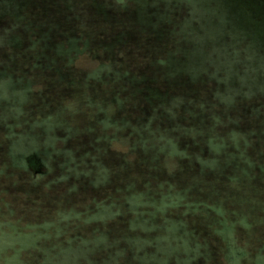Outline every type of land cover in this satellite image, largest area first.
<instances>
[{
    "label": "trees",
    "instance_id": "16d2710c",
    "mask_svg": "<svg viewBox=\"0 0 264 264\" xmlns=\"http://www.w3.org/2000/svg\"><path fill=\"white\" fill-rule=\"evenodd\" d=\"M144 1L140 0V10L135 7L137 0H0V103L7 106L0 111V124L14 118L6 128L17 129L32 121L31 130L24 132L29 138L24 145L30 151L22 153L24 134L18 136L11 145L12 163L38 176L42 166L60 157V168L77 175L82 171L98 188L119 180L118 169L100 158L125 138L129 154L136 158L135 163L125 159L119 167L127 175L121 193H125L128 231L140 230L148 236L109 238L96 229L91 237H78L67 245L78 255L74 264H146L154 250L162 251L167 242L181 246L189 242L192 252L179 260L207 262L208 243L200 242L191 223L184 220L197 214L209 216L207 228L221 238L226 264L236 258L240 264L248 252L237 244L235 231L237 227L251 230L263 218L251 219L247 216L251 212L240 210L243 193H237L234 185L237 190L245 188L257 205L263 204L264 188L256 181L264 175V93L232 94L223 86L222 73L184 70L185 57L173 54L171 24H155L163 18L174 22L179 7L173 0H158L163 3L159 9ZM138 16L150 26L139 28ZM94 54L96 67L79 75L78 61ZM72 88L83 90L78 111L96 115L95 126L102 131L84 144L81 157L69 147L77 133L64 120ZM109 108L116 116H108ZM243 120L246 127L240 124ZM35 128L42 130V137L34 134ZM56 142L62 144L58 149ZM86 157L89 163L83 160ZM169 162L173 170L166 173L164 165ZM81 166L86 172L78 170ZM99 214H90L88 223L108 215V220L117 218L112 212ZM62 215L67 213L60 214L61 221L68 220ZM138 244L145 249L140 255L135 250ZM230 246L234 255L228 252ZM262 248L255 256H264ZM56 249L53 245L52 253L42 250L40 264ZM164 256V252L157 255L159 262L165 261Z\"/></svg>",
    "mask_w": 264,
    "mask_h": 264
},
{
    "label": "rangeland",
    "instance_id": "374dc122",
    "mask_svg": "<svg viewBox=\"0 0 264 264\" xmlns=\"http://www.w3.org/2000/svg\"><path fill=\"white\" fill-rule=\"evenodd\" d=\"M137 1L135 7L141 10L142 3L140 0ZM144 2L147 6L156 9L163 5L158 0H145ZM173 2L179 7L178 13L181 12L176 20L168 22L163 18L158 21L159 23L156 21L155 24H171V31L175 34L171 43L174 48L173 54L179 52L185 57L188 67L185 65L184 70L198 73L207 71L212 75L222 73L224 76L223 86L232 94L242 91H246L243 92L244 94H252L256 91L264 93V49L261 48H264L261 36V33L264 36V0H173ZM156 13L153 16L159 20L160 17ZM137 20H139V28L150 26L148 20L144 21L141 16H138ZM154 29L157 30V27ZM260 50L263 52H257ZM91 56L78 61L76 72L79 75L93 70L98 64L94 57L95 54ZM148 59L149 57L146 62ZM137 62H140L139 59ZM146 62L144 61V63ZM146 65H143L144 68ZM209 70L213 72H209ZM212 75L208 76L212 77ZM191 78L196 77L194 75ZM82 96L83 90L80 88L69 90L66 103L68 108L64 115L66 123L77 133L69 144V147H75L77 157H81L82 153L86 151L83 149L84 144L92 141L102 132L99 125L95 126L96 115L88 111H78L76 105ZM53 98L51 99L53 100ZM37 101L39 104L41 103L40 99ZM6 107L0 103V111ZM51 111L55 113L57 110L52 107ZM7 113H10L9 110ZM9 116L12 114L8 115V119ZM108 116H116L113 108H109ZM13 120H4L5 122L0 124V264H40L42 250L52 253L50 246L53 245L57 248L55 254L50 259H44L42 264H74L78 255L75 250L66 247L72 246L78 237H91L96 229L108 234L109 238H117L123 234L132 237L140 236V238L148 236L140 230H136L132 234L128 231L129 216L125 213L126 208L123 201L125 193H121V190L126 186L127 175L119 167L125 163V159L135 163L136 158L129 154L127 139H121L122 136H120L121 140L118 139L116 143H113L112 151L108 152L106 157L100 158L101 162H108L105 165H112L113 168L118 169L117 178L119 180L111 185L95 188L91 185L93 179L91 178L90 181L84 177L85 173L82 171L77 175V172L68 173L65 169L60 168V157L49 163L48 166H42L41 175L38 176L31 173L26 166L13 164L10 153L12 142H16L18 136L31 130L32 122L28 121L25 127L7 129L9 124H14ZM240 124L243 127L247 125L244 120ZM89 128L93 129L92 132L88 131ZM16 131L21 132L14 135L12 132ZM59 132L56 134H59L60 137L62 133ZM34 134H40L42 137V130L35 128ZM27 135L24 134L21 142L24 154L30 151L24 145V143L27 145L29 139ZM55 145L57 149L62 146L60 142H56ZM101 154H103L102 151L99 155ZM95 155L98 154L95 153ZM83 160L90 162L88 157ZM129 169L133 170V167L129 166ZM78 170L86 172V168L83 166ZM164 170L166 173L172 171V163L164 165ZM130 173L132 175L135 172L133 170ZM263 176H261L263 182L256 181V185L262 189L264 188ZM234 188L237 193H243L239 196L240 210L251 212V214L247 213L251 219L252 217L263 218V221H260L251 230L237 227L234 239L248 252V257L240 264H264V256H255L258 254V250L264 246V192H262L263 198L260 199L263 204L259 206L245 188L237 190L236 185ZM233 208L235 209V207ZM111 212L116 214L117 218L115 216L114 219L108 220L110 216L108 214ZM66 213L67 215L62 216L68 220L61 221L60 214ZM95 213H100L99 216L106 214L108 217H100L99 221L88 223L90 214ZM197 216L198 214L185 217L184 220L191 223L200 242H206L209 245V253H211L209 261H201L199 264H226L225 249L221 238L214 234L211 235V231L207 228L210 224L209 216L208 218L205 214L202 217ZM154 217L155 215L152 216V218ZM210 217L215 219L214 215H210ZM157 223L159 224L160 221ZM153 234V232L150 233V235ZM70 238L73 242L66 243V240ZM188 243L181 246L167 242L165 249L162 250L165 254V261L159 262L157 255H163V252L156 249L145 263L176 264L179 262L187 264L186 261L178 258L188 256L192 252ZM227 249L229 253H233L231 246ZM135 250L137 255H140L141 251H145L140 244L136 245ZM148 250L153 252L151 248ZM71 255L74 259L71 258ZM132 255L134 257V254ZM134 262H137V258L134 259ZM232 262L229 264H239L237 258Z\"/></svg>",
    "mask_w": 264,
    "mask_h": 264
}]
</instances>
